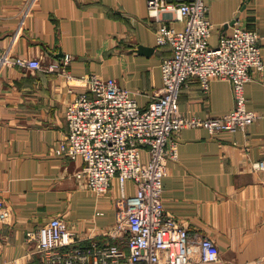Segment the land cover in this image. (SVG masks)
<instances>
[{"label": "crops", "instance_id": "1", "mask_svg": "<svg viewBox=\"0 0 264 264\" xmlns=\"http://www.w3.org/2000/svg\"><path fill=\"white\" fill-rule=\"evenodd\" d=\"M214 24L211 44L237 23L257 28L264 61V0H209ZM177 29L180 21L173 22ZM153 48L151 51L143 49ZM69 75L8 61L63 63ZM171 55L158 46L147 0H0V264L36 260L27 231L54 216L66 219L80 237L110 240L105 234L122 201L115 186L101 195L78 176L81 159L57 153L67 132L68 105L96 74L114 78L146 107L161 87L160 64ZM248 109L264 114V71L244 85ZM186 116L208 118L235 106L232 85L211 81L204 92L196 78L180 90ZM178 157L163 176L166 210L192 233L211 236L215 264H257L264 257V117L246 130L212 132L191 127L175 134ZM127 191H136L127 181ZM202 264V263H196Z\"/></svg>", "mask_w": 264, "mask_h": 264}, {"label": "built area", "instance_id": "2", "mask_svg": "<svg viewBox=\"0 0 264 264\" xmlns=\"http://www.w3.org/2000/svg\"><path fill=\"white\" fill-rule=\"evenodd\" d=\"M147 9L157 45L171 49L161 61L162 85L152 101L142 107L116 79L84 76L88 89L68 105V129L57 148L59 155L83 161L77 174L93 194L108 192L117 179L122 201L114 225L105 232L110 240L80 237L66 219L54 216L27 231L37 257L28 264H215L220 259L211 236L192 233L166 210L163 176L168 159L178 157V131L246 130L264 117L247 108L244 92L253 74L264 71L261 36L257 28L237 23L213 46L209 0H147ZM175 21L183 28L177 29ZM70 60L65 55L63 63L48 66L37 59L8 62L69 75L64 65ZM191 78L204 92L214 79L229 81L234 108L205 119L184 115L180 90ZM252 164L264 169V158ZM129 180L136 185L133 193L127 191ZM0 215H8V210ZM257 264H264V257Z\"/></svg>", "mask_w": 264, "mask_h": 264}, {"label": "water", "instance_id": "3", "mask_svg": "<svg viewBox=\"0 0 264 264\" xmlns=\"http://www.w3.org/2000/svg\"><path fill=\"white\" fill-rule=\"evenodd\" d=\"M153 48L143 49L144 51L148 52L151 51Z\"/></svg>", "mask_w": 264, "mask_h": 264}, {"label": "rangeland", "instance_id": "4", "mask_svg": "<svg viewBox=\"0 0 264 264\" xmlns=\"http://www.w3.org/2000/svg\"><path fill=\"white\" fill-rule=\"evenodd\" d=\"M115 186V182L113 181V187Z\"/></svg>", "mask_w": 264, "mask_h": 264}]
</instances>
